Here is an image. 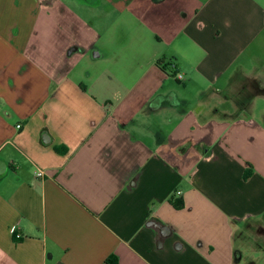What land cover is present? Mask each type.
Returning a JSON list of instances; mask_svg holds the SVG:
<instances>
[{"label": "crops", "instance_id": "crops-1", "mask_svg": "<svg viewBox=\"0 0 264 264\" xmlns=\"http://www.w3.org/2000/svg\"><path fill=\"white\" fill-rule=\"evenodd\" d=\"M262 220L264 5L0 0V264H242Z\"/></svg>", "mask_w": 264, "mask_h": 264}, {"label": "rangeland", "instance_id": "rangeland-1", "mask_svg": "<svg viewBox=\"0 0 264 264\" xmlns=\"http://www.w3.org/2000/svg\"><path fill=\"white\" fill-rule=\"evenodd\" d=\"M256 1L264 5V0H256ZM123 17L124 20L126 21L125 26L129 31H131V35H127L126 37L127 46H125L127 50H130L135 48L136 44L137 47L140 45V41H141L140 37L137 36L135 37L132 31H134L135 29L139 28L142 25L145 16H144V12L140 8L139 9L133 8L130 11L126 10L125 12H123ZM150 31L151 30H145V32L141 34L142 35L141 44L150 45V46L156 45L155 44L156 37L153 35L154 33H151ZM100 43L101 44L108 43L116 47L121 44L119 40L116 39L114 41L111 39V37L107 39L103 37ZM129 53L130 52L127 51V54ZM138 65L139 64L134 63L133 65L134 69H137ZM83 68L87 69V67H85L84 64H83ZM94 69L95 68L92 67V70ZM181 83L182 82L180 81L178 84ZM237 247H238L237 248L238 251L241 253L243 257L242 264H264V225L256 224L254 232L251 231V233H246L244 238H239L237 240Z\"/></svg>", "mask_w": 264, "mask_h": 264}, {"label": "trees", "instance_id": "trees-1", "mask_svg": "<svg viewBox=\"0 0 264 264\" xmlns=\"http://www.w3.org/2000/svg\"><path fill=\"white\" fill-rule=\"evenodd\" d=\"M170 65V63L167 65V66H169ZM157 66L158 67H160V68H162V70H165V68L166 67H164V62L163 61H161V62H158L157 63ZM174 205L177 207V208H182L183 207V202H182V200L181 199H176L175 201H174ZM110 261H112V263L113 264H116V261L114 260H110Z\"/></svg>", "mask_w": 264, "mask_h": 264}, {"label": "built area", "instance_id": "built-area-1", "mask_svg": "<svg viewBox=\"0 0 264 264\" xmlns=\"http://www.w3.org/2000/svg\"><path fill=\"white\" fill-rule=\"evenodd\" d=\"M182 78H183V75L182 74L177 77L178 80H181ZM43 175H44V173L42 171H37V173H36V176L39 177V178H42ZM16 237L17 238H20L21 236L20 235H17Z\"/></svg>", "mask_w": 264, "mask_h": 264}]
</instances>
